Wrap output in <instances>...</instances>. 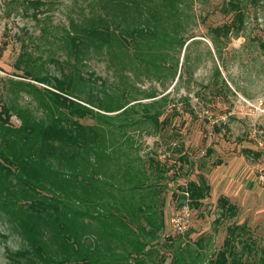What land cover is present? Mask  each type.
<instances>
[{"label": "rangeland", "instance_id": "1", "mask_svg": "<svg viewBox=\"0 0 264 264\" xmlns=\"http://www.w3.org/2000/svg\"><path fill=\"white\" fill-rule=\"evenodd\" d=\"M29 1L36 0H0V106L27 109L37 118L44 117L45 110L36 96L28 87L18 84H28L23 78L26 68L32 69V76L60 77L62 72L75 78L81 75L88 81L79 80L85 91L72 95L102 110H115L127 103L121 91L124 87L134 99L144 98L145 92L170 91L165 103L169 126L166 124L168 127L160 133L148 136L140 132L152 131L151 123L137 124L121 140L132 138L140 148L139 156L143 157L158 158L174 149L166 161L169 171L165 177L169 179L174 169L177 172L174 177L182 180L183 187L194 176L206 180L208 177L211 190L198 207L192 205L189 196L190 225L183 234H176L172 247H166L163 240L164 231L171 232L169 222L165 223L152 248L154 260L149 263L159 264L162 254L163 264H174L175 259L180 264H208L222 249L226 228L236 224L248 227L254 243L246 241L252 250L243 252V260L258 264L264 248V182L259 178L260 174L264 175V0H238L244 12L243 28L238 36L233 33L215 36L210 32L230 21L231 10L227 5L230 0H178L161 6L164 18L157 22L159 39L166 42L157 48L167 55L161 63L168 71L159 73L132 65L133 47L113 46L109 50L104 46L98 50L83 42L78 54L69 51L67 33H77L89 19L102 16L113 28L101 0H39L43 6L37 9L28 6ZM139 1L145 6L158 0ZM225 8L230 13H225ZM131 15L133 22L137 15L135 12ZM145 18L148 15L144 10L142 24ZM193 36L182 48L183 42ZM116 39L121 40L118 36ZM23 53L28 58V67L25 61L18 62ZM171 72L177 73V77L170 85ZM31 84L41 91L47 87ZM93 84L99 92L114 95L112 100L92 102L86 93ZM86 123L100 125L101 122L88 119ZM20 124L12 111L9 126L18 128ZM9 137L14 139L12 135ZM174 142L177 145H172ZM168 146L170 150L164 151ZM256 154L260 157H255ZM185 156L186 159H179ZM196 169L202 175L197 176ZM164 194L167 201L168 192ZM224 196L236 206L232 217L224 216L217 202ZM171 202V205L165 202L163 208L169 217L179 209L183 199L175 198ZM105 211L122 219V226L128 230L127 219L112 208L91 207L89 216L82 220L93 224L91 216H102ZM166 216L163 215L165 219ZM199 238H203L201 247L196 242ZM183 242L189 247L179 255L177 246ZM19 247V238L1 217L0 264L6 263L7 248ZM196 248L201 249L199 260L193 257Z\"/></svg>", "mask_w": 264, "mask_h": 264}, {"label": "trees", "instance_id": "2", "mask_svg": "<svg viewBox=\"0 0 264 264\" xmlns=\"http://www.w3.org/2000/svg\"><path fill=\"white\" fill-rule=\"evenodd\" d=\"M101 1L113 28L102 16L89 19L77 33H67L69 51L78 54L83 42L98 50L104 46L109 50L113 46L133 47L132 65L147 72H166L167 67H162L161 61L167 55L157 48L166 41L159 39L157 22L164 18L160 7L178 0H158L152 4L150 1L145 6L139 0ZM27 5L37 9L43 3L36 0L27 2ZM227 5L231 10L230 21L210 29L215 36H227L229 33L238 36L243 28L244 12L238 0H230ZM225 9V13H230ZM144 10L148 18L142 24ZM134 12L137 17L131 22ZM194 38H187L182 48ZM25 55L21 54L18 62L25 61L28 67ZM33 73L32 69L26 68L23 78L29 82L18 84L28 87V91L36 96L45 110L44 117L37 118L27 109L0 106V218L9 223L20 240V247L16 250L6 249L5 264H150L154 260L153 245L165 228L164 191L170 190L172 200H184L181 192L185 190L182 180L175 179L177 172L174 169L169 179L165 177L169 171L166 161L174 149L166 159L160 155L158 158L141 157L140 148L132 138H121L127 130L145 122L151 123L152 131H137L148 136L168 127L170 119L165 115V103L170 91L162 94L145 92L144 98L134 99L124 87L121 91L127 103L115 110H102L72 95L76 91H85L79 80L88 81L81 75L78 74L76 79L64 72L60 77L32 76ZM169 77L171 85L177 73L171 72ZM180 78L181 75L178 81ZM31 82L47 87L41 91ZM99 91L93 84L86 95L92 102L112 100L114 95ZM12 111L20 120L18 128L9 126ZM88 119L102 124L86 123ZM168 150L169 146L164 148V151ZM255 157L259 158L260 154ZM119 173V185L125 188V192L100 189L98 185L106 184L105 178ZM169 184L174 188L171 189ZM186 190L195 207L201 205L210 192L202 176L197 183L189 182ZM217 202L224 216L235 215L236 206L230 204L226 197L218 198ZM91 207L95 210L112 208L114 213L118 212L127 219L130 227L127 230L122 226V219L106 211L102 216L92 215L93 224L85 223L82 219L89 216ZM141 219L148 227L138 222ZM171 232L167 234L164 231L166 247L174 245L173 239L177 235ZM249 233L245 225L228 226L222 249L214 259H209L208 264H253L243 260V252H251V245H254ZM247 240L251 245L246 243ZM196 242L201 247L203 238ZM188 247L186 242L178 245V254L187 251ZM193 253L194 259H201L200 248L194 249ZM262 253L258 264H264V248ZM158 261L163 264L162 254ZM180 263L175 259L174 264Z\"/></svg>", "mask_w": 264, "mask_h": 264}, {"label": "built area", "instance_id": "3", "mask_svg": "<svg viewBox=\"0 0 264 264\" xmlns=\"http://www.w3.org/2000/svg\"><path fill=\"white\" fill-rule=\"evenodd\" d=\"M160 156L162 159H166L170 155L168 152H164L163 154L161 153ZM259 178L262 182H264V175L260 174ZM169 187L171 189L174 188L173 184H169ZM186 189L187 185L184 186L185 191L181 192L184 196L183 203L179 204V209H177L169 218L170 230L175 234H183L186 232L191 221V211L188 206L189 193Z\"/></svg>", "mask_w": 264, "mask_h": 264}, {"label": "crops", "instance_id": "4", "mask_svg": "<svg viewBox=\"0 0 264 264\" xmlns=\"http://www.w3.org/2000/svg\"><path fill=\"white\" fill-rule=\"evenodd\" d=\"M138 145V144H137ZM140 155V154H139ZM141 157H143V156H141ZM196 173L198 174L197 176H199L200 174H201V172L198 170V169H196ZM202 175V174H201ZM120 176H121V173H119V174H117V175H114V176H110V177H107V178H105V180L104 181H107L106 182V184H100V185H98L99 187H100V189L101 188H103L105 191H113L114 193H119V191H123V192H125V188H123V186H121V185H119L120 184ZM193 177V176H192ZM191 177V178H192ZM195 178H192L191 179V181H193V182H195V183H197L198 182V180H199V177H196V176H194ZM103 180V179H102ZM207 184H208V186H210L209 185V181H208V177H207ZM110 184H113V186L111 187L110 186ZM210 188V187H209ZM210 190H211V188H210ZM166 192H168V196H169V198L167 199V201H166V197L164 196L165 194H163V196L165 197V202L167 203V204H169V202H170V205H171V201H172V199H171V197H170V194L169 193H171L170 192V190L168 189H165V191H164V193H166ZM136 194V193H135ZM209 195H210V193H209ZM226 196V195H225ZM224 196V197H225ZM208 198V197H207ZM207 198H205L204 200H202L201 201V205L204 203V201L207 199ZM137 199V198H136ZM147 201V200H146ZM167 206V205H166ZM165 207V206H164ZM164 210V209H163ZM163 215H167V213L165 212V210L163 211ZM164 218V217H163ZM169 216L167 215L166 216V219L164 218V224L165 223H167V222H169ZM142 226L144 225V226H146V227H148L147 226V224H146V222H144V220H140V221H138Z\"/></svg>", "mask_w": 264, "mask_h": 264}]
</instances>
